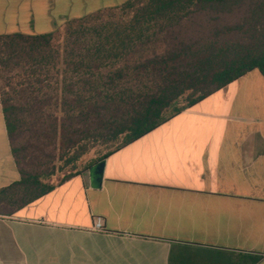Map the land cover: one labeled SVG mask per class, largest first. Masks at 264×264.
Segmentation results:
<instances>
[{"label": "crops", "instance_id": "crops-1", "mask_svg": "<svg viewBox=\"0 0 264 264\" xmlns=\"http://www.w3.org/2000/svg\"><path fill=\"white\" fill-rule=\"evenodd\" d=\"M126 1L0 0V35L49 33ZM253 72L111 152L100 187L84 169L0 215V264H264V79ZM248 81L257 90L241 93ZM18 179L0 106V188Z\"/></svg>", "mask_w": 264, "mask_h": 264}, {"label": "trees", "instance_id": "trees-1", "mask_svg": "<svg viewBox=\"0 0 264 264\" xmlns=\"http://www.w3.org/2000/svg\"><path fill=\"white\" fill-rule=\"evenodd\" d=\"M114 11L117 20L109 19ZM195 13L209 15V31L182 37L175 27ZM59 29L0 35V106L19 172L17 181L0 188V215H12L54 187L46 181L53 169L33 161L17 142L23 113L62 149L87 138L120 139L88 169L246 73L255 70L264 79V0H128ZM151 44L162 47L147 51ZM51 70L60 74L55 97L43 92ZM50 106L60 116L36 113ZM81 154L75 151L70 162Z\"/></svg>", "mask_w": 264, "mask_h": 264}, {"label": "rangeland", "instance_id": "rangeland-1", "mask_svg": "<svg viewBox=\"0 0 264 264\" xmlns=\"http://www.w3.org/2000/svg\"><path fill=\"white\" fill-rule=\"evenodd\" d=\"M120 17V12L114 11V17H110L109 19L117 20ZM125 18V17H123ZM230 16V20H231ZM211 21H209V15L204 13H195L192 14L188 19L182 21V23L175 27V30L180 33L182 37H189L191 35L197 34H207L209 31V27L211 25ZM62 30V27L59 31ZM162 46L151 44L148 45L147 51L154 49L159 50ZM60 61V57L58 58ZM257 73V72H253ZM58 81V83L56 82ZM59 81H60V74L56 75L54 70H51L48 73V78L46 82L49 83V88L43 89L49 96H59V90L55 91V87L59 89ZM241 88V93L245 91H249L251 88L255 91L257 87L254 83L248 81L247 86H239ZM235 88H230L229 93H237L239 90L235 91ZM218 96H213V101L215 102L216 109H227L225 107V101L220 102L217 101ZM232 99V97L230 98ZM54 104L52 100V105ZM184 100H179L177 105H183ZM233 103L230 102V107ZM44 112L45 114L51 113L52 115L60 116L59 109L53 106L44 109H37L36 113ZM31 114V113H30ZM32 115V114H31ZM25 117L24 124H22L21 133L17 142L20 145L25 147V151L27 156L33 159V161H42L47 163L49 169H53V174L46 180L49 183L55 184L56 182L60 181L62 177L68 173L74 172H81L86 169L93 161L101 158L103 155L108 153L109 151L113 150L119 143L118 141L114 142H103L101 140H95L93 138H87L79 140L76 146L71 148L62 149L59 146V139L56 137L54 139H46L41 134L43 132L40 129L39 122H35V120H31L28 118L27 114L23 113ZM47 122H44V126L46 127ZM75 151L82 152V154L73 162H70V157L74 154Z\"/></svg>", "mask_w": 264, "mask_h": 264}, {"label": "water", "instance_id": "water-1", "mask_svg": "<svg viewBox=\"0 0 264 264\" xmlns=\"http://www.w3.org/2000/svg\"><path fill=\"white\" fill-rule=\"evenodd\" d=\"M105 159L94 163L89 169V184L92 188L100 187L103 175Z\"/></svg>", "mask_w": 264, "mask_h": 264}, {"label": "built area", "instance_id": "built-area-1", "mask_svg": "<svg viewBox=\"0 0 264 264\" xmlns=\"http://www.w3.org/2000/svg\"><path fill=\"white\" fill-rule=\"evenodd\" d=\"M103 227V219L100 216H94L92 219V228L94 230H101Z\"/></svg>", "mask_w": 264, "mask_h": 264}]
</instances>
